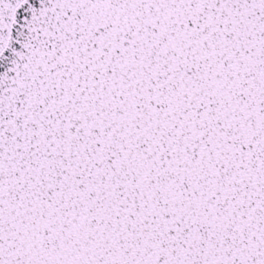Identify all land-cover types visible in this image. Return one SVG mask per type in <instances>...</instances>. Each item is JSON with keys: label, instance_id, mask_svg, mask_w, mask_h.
<instances>
[{"label": "snow or ice", "instance_id": "6c2138e0", "mask_svg": "<svg viewBox=\"0 0 264 264\" xmlns=\"http://www.w3.org/2000/svg\"><path fill=\"white\" fill-rule=\"evenodd\" d=\"M0 264H264V0H0Z\"/></svg>", "mask_w": 264, "mask_h": 264}]
</instances>
